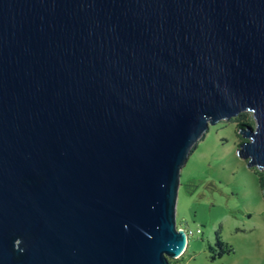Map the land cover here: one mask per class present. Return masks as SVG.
<instances>
[{
	"label": "water",
	"instance_id": "1",
	"mask_svg": "<svg viewBox=\"0 0 264 264\" xmlns=\"http://www.w3.org/2000/svg\"><path fill=\"white\" fill-rule=\"evenodd\" d=\"M251 112L264 169V0H0V264H169L181 170Z\"/></svg>",
	"mask_w": 264,
	"mask_h": 264
},
{
	"label": "rangeland",
	"instance_id": "2",
	"mask_svg": "<svg viewBox=\"0 0 264 264\" xmlns=\"http://www.w3.org/2000/svg\"><path fill=\"white\" fill-rule=\"evenodd\" d=\"M239 115L210 125L181 170L177 227L194 234L179 258H169L174 264H264V169L237 153ZM218 236L233 249L222 257Z\"/></svg>",
	"mask_w": 264,
	"mask_h": 264
},
{
	"label": "trees",
	"instance_id": "3",
	"mask_svg": "<svg viewBox=\"0 0 264 264\" xmlns=\"http://www.w3.org/2000/svg\"><path fill=\"white\" fill-rule=\"evenodd\" d=\"M240 124L242 123H248L247 119H246V114L243 112L239 115L238 118H236ZM196 148V145L193 147V149L191 150V152H193V150ZM264 176L261 177V185L262 188L264 187ZM216 246L219 248V252H218V256L222 257L224 254L226 253H230L233 251L232 247H230L226 242H224L222 239H220V237H217V241H216ZM214 258V257H213ZM177 261H170L169 260V264H174Z\"/></svg>",
	"mask_w": 264,
	"mask_h": 264
},
{
	"label": "built area",
	"instance_id": "4",
	"mask_svg": "<svg viewBox=\"0 0 264 264\" xmlns=\"http://www.w3.org/2000/svg\"><path fill=\"white\" fill-rule=\"evenodd\" d=\"M178 229H182V230H184L185 232H186V234H187V238L189 239V236L190 235H193L194 233H193V231H191V230H189V231H187L185 228H183V227H177ZM197 232H200V229H198L197 230Z\"/></svg>",
	"mask_w": 264,
	"mask_h": 264
}]
</instances>
